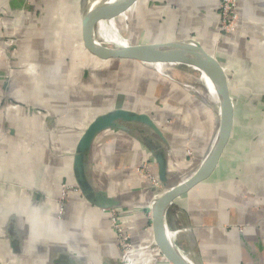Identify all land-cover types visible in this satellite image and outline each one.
Segmentation results:
<instances>
[{"label": "crops", "instance_id": "obj_1", "mask_svg": "<svg viewBox=\"0 0 264 264\" xmlns=\"http://www.w3.org/2000/svg\"><path fill=\"white\" fill-rule=\"evenodd\" d=\"M87 4L0 0V264H170L154 246L151 206L165 190L149 148L164 155L171 188L197 172L216 140L219 104L200 72L93 57L82 37ZM237 5L230 33L219 30L220 0H134L94 29L97 42L118 47L196 40L228 78L233 126L218 165L165 213L192 264H264V0ZM115 109L149 116L164 138L154 142L141 124L110 128L85 156L92 191L120 203L128 256L115 246L110 210L73 190L84 130ZM145 162L148 180L135 172Z\"/></svg>", "mask_w": 264, "mask_h": 264}, {"label": "water", "instance_id": "obj_2", "mask_svg": "<svg viewBox=\"0 0 264 264\" xmlns=\"http://www.w3.org/2000/svg\"><path fill=\"white\" fill-rule=\"evenodd\" d=\"M133 1L104 0L93 3L85 9L82 14V37L87 52L102 61L128 60L143 63L180 64L200 68L208 75L211 83L216 86L217 94L220 97V122L216 140L209 155L190 179L180 185L168 188L166 186L164 155L149 148L150 154L156 163L159 164V178L165 190L151 206L154 243L162 256L170 264H189L182 259L176 248L166 238L165 213L176 198L186 194L190 189L207 180L214 172L232 131L234 115L233 100L230 96L228 78L224 69L214 55L206 52L196 40L189 39L168 44L126 47H109L97 44L94 37V29L97 22L101 20H112L115 16L126 10ZM188 44L196 45L200 51V55L184 50L183 48ZM133 124L147 126L154 131V142H164L162 133L149 116L124 109H115L96 117L84 130L78 142L74 160V170L77 180L76 187L83 198L92 201L95 200L98 207L102 210L116 209L120 203L117 200H108L92 191L84 175L86 153L95 136L101 131L110 128H119L128 131L127 126ZM136 136L147 146L152 143V138L145 136L141 131H138Z\"/></svg>", "mask_w": 264, "mask_h": 264}, {"label": "built area", "instance_id": "obj_3", "mask_svg": "<svg viewBox=\"0 0 264 264\" xmlns=\"http://www.w3.org/2000/svg\"><path fill=\"white\" fill-rule=\"evenodd\" d=\"M219 20H220V26L219 30L223 33H230L234 30L235 26L239 24L240 20V13L237 5V0H220V7H219ZM111 21V20H110ZM117 47V46H114ZM141 167H137V172L147 175V177L151 178L152 176L149 175V168H146V165L140 164ZM73 187H64L62 188V192L60 195V201H59V209H58V215H62L64 212V198L66 195V192L68 189H71ZM73 190H78L77 187ZM115 209L110 210V223L111 227L114 230L115 233V246L117 250L123 254L124 256L130 255L131 251L133 250V246L130 243V237L128 233L123 228L122 224L119 225L120 217L115 216ZM119 216V215H118ZM155 249L158 250L154 243ZM159 251V250H158ZM162 256V254H161ZM164 258V257H163ZM150 262V258H147Z\"/></svg>", "mask_w": 264, "mask_h": 264}, {"label": "bare ground", "instance_id": "obj_4", "mask_svg": "<svg viewBox=\"0 0 264 264\" xmlns=\"http://www.w3.org/2000/svg\"><path fill=\"white\" fill-rule=\"evenodd\" d=\"M101 1H104V0H101ZM100 1V2H101ZM111 1H114V0H111ZM96 43L97 44H100L99 42H97V40H96ZM184 50H186V51H188V52H193V53H195V54H198V55H200V51L198 50V47L196 46V45H194V44H188V45H186L184 48H183ZM153 65H159V64H153ZM194 68H196L200 73H201V75H203L202 77H206L207 78V80L209 81V84L211 85V87H212V89H214V91H215V94L217 95V98H218V104H220L219 103V99H220V97H219V95L217 94V88H216V86L214 85V84H212L211 83V81H210V78L208 77V75L203 71V70H201L200 68H197V67H194ZM208 83V82H207ZM137 171V170H136ZM137 174L138 175H140L141 177H143L144 179H148V177H147V175H145V174H142V173H138L137 172ZM152 182V184L155 186L156 185V183H154L155 181H151ZM153 203V202H152ZM116 211V210H115ZM110 225H111V223H110ZM166 238L168 239V241L176 248V250L179 252V254H180V256L182 257V259L184 260V261H186L187 263H189V264H192L191 262H190V260L178 249V247H177V245L174 243V233L172 232V231H170L169 229H167L166 228ZM162 258V257H161Z\"/></svg>", "mask_w": 264, "mask_h": 264}, {"label": "rangeland", "instance_id": "obj_5", "mask_svg": "<svg viewBox=\"0 0 264 264\" xmlns=\"http://www.w3.org/2000/svg\"><path fill=\"white\" fill-rule=\"evenodd\" d=\"M101 0H87V2H88V6L87 7H89V5H91V4H93V3H96V2H100ZM219 14H220V12H219ZM220 22V21H219ZM236 26H235V28H234V30H236ZM233 30V31H234ZM232 31V32H233ZM98 40H100L102 43H104L105 44V42L100 38V37H98ZM106 46H109V47H114L115 45H113V44H111V43H106ZM178 66V65H177ZM184 67V66H183ZM184 68H186V71L185 72H187V70H190L191 72H190V74L192 75V76H198V74L195 72V71H193V70H191L190 68H188V67H184ZM203 75H201V73H200V79H201V81H203V82H205V84H207V85H210L209 84V81L207 80V78L204 76V77H202ZM208 82V83H207ZM211 86V85H210ZM215 97H216V101H217V103H218V98H217V95L215 94ZM144 165H146V168L148 169L149 168V175H151V172H150V164L148 163V162H145V163H143ZM142 164V165H143ZM138 168H140L141 167V165H138L137 166ZM137 170V169H136ZM135 170V172L137 173V171ZM148 180V179H147ZM154 181V180H153ZM154 183H156V182H154ZM69 187V186H68ZM155 187H158V185H157V183H156V185H155ZM66 196V195H65ZM115 216H117V217H119L118 216V213H115ZM119 222V225L121 226V222L120 221H118ZM131 243V242H130Z\"/></svg>", "mask_w": 264, "mask_h": 264}]
</instances>
